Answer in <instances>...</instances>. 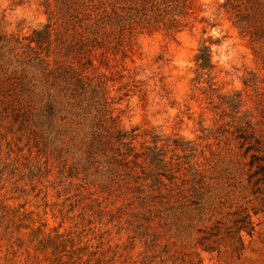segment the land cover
Listing matches in <instances>:
<instances>
[{
    "label": "rangeland",
    "instance_id": "1",
    "mask_svg": "<svg viewBox=\"0 0 264 264\" xmlns=\"http://www.w3.org/2000/svg\"><path fill=\"white\" fill-rule=\"evenodd\" d=\"M42 1L0 0V264H264V35L243 31L225 0H196L180 32L120 38L103 36V0L87 17L96 32ZM46 24L49 46L35 50ZM203 43L210 82L195 71ZM235 93L254 125L248 152L224 103ZM117 127L135 163L87 155L88 129L114 142ZM36 229L62 243L42 248Z\"/></svg>",
    "mask_w": 264,
    "mask_h": 264
},
{
    "label": "trees",
    "instance_id": "2",
    "mask_svg": "<svg viewBox=\"0 0 264 264\" xmlns=\"http://www.w3.org/2000/svg\"><path fill=\"white\" fill-rule=\"evenodd\" d=\"M99 1L101 0H43L42 3L47 8L49 16L54 15V11H49L51 4H53L56 12L66 18V23L71 25L72 28L77 26L83 27L84 32H96L95 30H90L91 25L87 17L95 9L96 5H102L98 3ZM195 2L196 0H103V36L120 38L125 33L133 34L134 32H180L190 27V19L194 13ZM224 5L230 8L231 17L243 31H246V28H250L247 32H251V37H255L257 33L264 35V32H258L264 28V24L262 27H255L249 24L251 20L260 21L264 17V6L260 0H225ZM95 25L98 29L100 28L99 23ZM49 29V25L46 24L41 29L33 31V37L30 39V43H34L36 46L33 49L42 50V47H44V50H46L48 48L49 45L47 44L50 42ZM210 44H201L194 56L197 78L206 76L208 78L207 82L211 81L214 69L211 60ZM33 52L37 55L34 59H36L38 64L42 63L43 59L39 53L37 51ZM262 61L264 64V54ZM67 74L63 76V82L66 83L63 90L66 93L69 92L70 98L75 100L76 96H78L75 93V89L79 85V80L73 72H67ZM72 79H74V83L72 82L73 84L70 85L71 83L68 82ZM246 84L244 82V85ZM224 103L231 112L229 114L230 117L236 123L234 126L235 136L240 148H243L249 138L254 137L255 134L254 125L251 123L252 119L246 120V115L243 117L239 115L242 107L240 94L235 93L227 97ZM47 107L54 109V106L50 102L47 104ZM96 127L103 130V121L97 122ZM110 137L114 139V142L112 139L103 140L99 132L91 128L88 129L84 133L87 155H94L95 152L102 151L101 154L108 161L118 166L125 167L129 163H135L139 156L135 152L133 135L117 127ZM244 149L248 152L254 148L252 145H249L245 146ZM159 157L160 155L153 154L148 159L149 168H152L150 173L154 176L151 179L155 183L157 182L156 177L160 173H154V171L156 172L164 167V165H161L162 160ZM252 157L254 158L253 162L258 159L254 155ZM262 172H264V166L259 165L256 174ZM261 180L264 181V178H261ZM35 232V236L41 237L38 240V245H42V248L48 246L56 247L55 242L62 243L57 236L50 238L44 235L41 229H36Z\"/></svg>",
    "mask_w": 264,
    "mask_h": 264
}]
</instances>
